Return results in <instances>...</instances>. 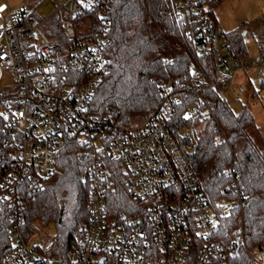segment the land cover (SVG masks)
I'll list each match as a JSON object with an SVG mask.
<instances>
[{
    "label": "built area",
    "instance_id": "2783aa9c",
    "mask_svg": "<svg viewBox=\"0 0 264 264\" xmlns=\"http://www.w3.org/2000/svg\"><path fill=\"white\" fill-rule=\"evenodd\" d=\"M108 2L57 0L39 17L0 3V167L6 173L0 201L10 210L12 238L4 263L264 264V244L246 245L243 217L232 234L221 228L247 202L233 174L235 159L225 195L213 205L187 158L216 119L204 89L225 98L240 71H253L264 83V54L236 55L206 6L175 0L192 40L189 72L169 80L152 77L160 86L157 108L124 125L116 108L90 112L95 85L109 71V22L88 36L84 21L90 13L106 17ZM211 57L222 80L208 68ZM218 137L228 140L221 127ZM67 139L84 148L80 155H89L91 164L85 175L88 220L64 254L56 248L52 225L26 234L20 186L51 175ZM104 157L122 162L131 199L125 209L108 204L114 183Z\"/></svg>",
    "mask_w": 264,
    "mask_h": 264
},
{
    "label": "trees",
    "instance_id": "16d2710c",
    "mask_svg": "<svg viewBox=\"0 0 264 264\" xmlns=\"http://www.w3.org/2000/svg\"><path fill=\"white\" fill-rule=\"evenodd\" d=\"M191 1L192 6H206L216 19L214 11L224 0ZM106 13V17L90 13L84 21L88 36L101 29L106 20L109 22L105 47L109 71L95 85L90 112L104 114L108 107H113L121 124L132 125L159 104L160 86L152 77L169 80L188 74L194 57L192 40L185 20L176 12L175 0H109ZM248 32L244 25L226 32L238 56L248 54L244 39ZM206 63L215 78L222 80L212 57ZM204 94L216 119L206 124L196 150L188 153L187 158L204 196L213 205L225 195L223 188L234 174L247 202L243 209H234L230 215L232 222L221 228L232 234L243 217L246 245L264 244V134L260 142L252 135L258 126L250 108L243 107L235 113L217 91L204 89ZM219 127L227 141L218 137ZM83 149L73 139L65 140L58 148L55 171L41 177L39 183L20 186L26 234L53 224L56 248L64 254L76 245L89 215L90 182L85 175L89 173L91 159L89 155L81 157ZM232 163L233 174L229 172ZM104 165L111 171L114 183L108 204L116 210L125 209L131 199L121 171L122 162L104 157ZM5 175L0 167V185ZM10 227V210L0 201V264H5V256L12 247Z\"/></svg>",
    "mask_w": 264,
    "mask_h": 264
},
{
    "label": "rangeland",
    "instance_id": "374dc122",
    "mask_svg": "<svg viewBox=\"0 0 264 264\" xmlns=\"http://www.w3.org/2000/svg\"><path fill=\"white\" fill-rule=\"evenodd\" d=\"M57 0H0L7 2L12 9L21 11L31 10L36 16L50 13ZM216 19L225 32L240 26L248 28L245 44L248 55L256 58L264 54L261 47L262 29L264 27V0H224L214 11ZM253 82V84H252ZM5 83V82H2ZM243 86V89L240 86ZM240 93V97H237ZM225 99L235 113L243 107L250 108L258 128L252 131L254 138L260 142L264 134V86L255 79L253 71H240L234 84L225 92ZM53 227L54 225L51 224Z\"/></svg>",
    "mask_w": 264,
    "mask_h": 264
},
{
    "label": "crops",
    "instance_id": "0c3cea01",
    "mask_svg": "<svg viewBox=\"0 0 264 264\" xmlns=\"http://www.w3.org/2000/svg\"><path fill=\"white\" fill-rule=\"evenodd\" d=\"M240 88L243 89V86L241 85Z\"/></svg>",
    "mask_w": 264,
    "mask_h": 264
}]
</instances>
